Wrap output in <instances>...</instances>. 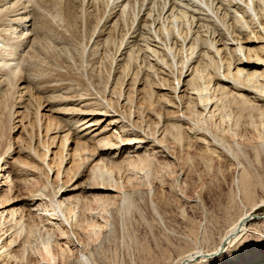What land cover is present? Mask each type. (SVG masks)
Here are the masks:
<instances>
[{
    "label": "rangeland",
    "instance_id": "rangeland-1",
    "mask_svg": "<svg viewBox=\"0 0 264 264\" xmlns=\"http://www.w3.org/2000/svg\"><path fill=\"white\" fill-rule=\"evenodd\" d=\"M110 1L93 0L97 16L84 14L86 20L80 9L81 0H28L29 18L23 32L26 45L17 60L10 62L18 74H0V79L6 80L4 84L0 80V180L3 177L5 182L0 189L5 201L15 203L10 207L22 214L27 211L29 199L40 193L48 204L66 186L73 189L76 182L94 183L88 169L77 178L76 168L53 180L52 171L42 165L41 159L49 138L56 136H69V150L74 143L86 144L90 151L88 161H101L102 170L111 172L110 183L118 190L115 195L82 189L73 192L67 217L75 230L74 240L57 246L56 240L63 236L61 230L36 221L40 226L39 231H33L34 242L26 245L22 258L17 257L13 264H43L47 260L46 246L55 257V264H85L87 258L89 264H177L195 253H216L231 226L249 210L255 216L243 235L226 241L220 255L196 258L191 264H264L263 119L247 109L246 113L244 109L238 112L235 104L228 101V106L226 101L227 108L224 103L221 113L213 115L215 118L190 108L192 111L186 112L189 124L180 126L181 134L175 128L163 134L164 126L176 122L161 105L150 103L151 96L155 101L161 93L155 89L158 80L146 77L148 64L134 78L133 85L130 76L120 70L124 61L120 63L123 55L119 54V40L124 38L121 32L126 35L129 28L116 33L118 37L110 35L109 29L99 38L93 37L98 13L105 14ZM130 1L129 8L133 3L139 7L141 2ZM158 2L159 6L163 3ZM129 8L123 16L129 18V23L125 20L128 27L136 24ZM138 31V27L130 30L136 36L143 34ZM135 35L130 40L127 37L125 43H151V39L140 42L141 37L136 41ZM112 37L117 40L114 45L109 44ZM3 62L0 57V66ZM125 92L130 93L133 105L121 99ZM101 111H108L110 116L118 113L124 128L111 127L97 137L107 128L104 120L110 118L102 117L105 113ZM90 113L99 114L88 118ZM240 113L241 119L235 123ZM220 114L229 118L222 116V121ZM87 118L97 125L92 129L94 133L88 134L92 131L84 129ZM231 118L233 121L229 122ZM193 123L210 137L206 144L192 136ZM47 129L49 138L45 135ZM114 131L118 134L116 139L108 142L106 137L111 138ZM154 136L162 138L164 153L160 146H150L152 139L147 144L139 143L140 138ZM211 138L218 139L226 149L212 146ZM101 140L106 141L100 143ZM124 194L131 202L123 209Z\"/></svg>",
    "mask_w": 264,
    "mask_h": 264
},
{
    "label": "bare ground",
    "instance_id": "bare-ground-1",
    "mask_svg": "<svg viewBox=\"0 0 264 264\" xmlns=\"http://www.w3.org/2000/svg\"><path fill=\"white\" fill-rule=\"evenodd\" d=\"M27 1L28 0H0V57L4 59L3 64L0 66V74L3 73L7 75V73H9L8 77L11 74L13 77L18 74L15 67H10L12 65L10 62L17 60L19 52L26 45L27 39L25 38L27 36L24 37L25 34L23 32L27 30L25 28L27 27L25 22L28 20H26V18L28 17L27 13L29 12L30 6ZM129 1H110L111 3L109 4L107 12L105 14L102 13V15L104 14L103 16L99 15L101 14L99 10V17H96L97 20L92 30V33H94L93 37L97 35V38H99L107 29H109L110 35H117L120 30L124 31L125 27L129 28L126 35L121 32L124 38H120L122 40L121 42L119 40V54L120 57L123 55L120 63L124 61L121 64L120 70L126 77L130 76L129 79L131 78L132 80L130 85H133L134 78L138 77L141 70L144 69V65H146V63L148 64V66H146L147 68H145L147 69L146 77L158 80L155 89L159 90L161 93L155 101L152 100L151 96L150 103L155 102V106L157 104L161 105L176 122L173 126H164L162 131L163 134L167 132V130L174 128V131L180 133V130H182L180 126H188L189 119L187 118L186 112L190 108H195L203 112V115L212 116L213 118L216 114H219V112L221 113L219 110L222 108L221 106L225 107L223 104L226 103V101H230L233 105L235 104L238 108V112L247 109L259 115V118L264 121V0H141L139 7L136 6L138 7L137 9L134 3V6L130 4L132 16L134 17L133 22L136 21V24L133 25L134 23H132V25L128 27L125 20L127 19L129 23V18L124 19L123 16L126 14L125 9L129 8L127 7ZM131 1L130 3H132ZM158 1H163V3L159 6ZM227 1L228 5L226 4ZM92 2L93 0H81L80 9L84 18L86 17L85 15L89 13L97 16L94 12L95 5ZM59 3H61L60 0ZM101 4H104V2L102 1ZM98 5L100 4H97V6ZM63 7L65 8V6ZM98 8L99 6L97 10ZM92 10L93 12H91ZM134 10H136L135 13ZM103 11L105 12L104 9ZM67 13L69 12L67 11ZM115 16H117V20L114 19V21L113 18H115ZM129 16L130 15H128V17ZM130 18L132 19V17ZM68 25H70V23ZM73 26L76 27L75 23ZM137 27L139 31H143V34L140 33L137 36L135 32L131 34L130 30L136 29ZM133 35H135L134 38H136V41L139 39L138 37H141L140 42H144V40L147 42V39H151V41H149L151 45L145 42V45L139 46L138 44L137 46H134V44L131 46V44L125 43L126 41L128 42L127 37H130V40ZM118 36L119 35L116 37ZM115 40H113L112 37L110 40L111 43L109 42V44L114 45L113 41L115 42ZM125 50L127 51L123 54ZM5 59L7 61H5ZM149 59L151 61H149ZM5 81L6 80L3 79L1 82L5 83ZM135 85H138V83H135ZM114 91L115 88L113 89V92ZM121 99H123L126 104H134L130 93H127L126 96L124 95ZM107 103L109 105L110 102L108 101ZM141 105L142 103L139 104V106ZM226 108H224L225 110L223 109L224 112H226ZM236 111L237 110H235V112ZM248 111L247 115H249ZM101 112L103 113L104 111ZM244 112L246 113V110ZM244 112L242 115H244ZM106 113L101 115L102 117H110L108 120H104V123H107L106 130L100 133V135L94 134V136L98 135L97 137H101V135L105 134L107 130H110L108 128L111 127H114V129L124 128L122 125L124 122L121 120L122 116L119 118V116H117L118 113L114 116L108 115V111H106ZM226 113L231 117V113H228V111ZM98 114L90 113L87 117L97 116ZM190 114L192 113L190 112ZM240 115L241 113L239 116ZM36 116L39 119L38 113ZM222 116L220 114V118ZM88 118L86 119L88 121L84 124V129L88 130V132L92 131L88 134L94 133L95 130L92 129L97 125L94 124L93 119L91 120ZM222 118H225V116ZM222 118L221 120L223 121ZM228 118L227 116L225 119ZM159 119H162V116H159ZM236 119H241V116L235 118V123L238 122ZM190 120L193 121V118L191 117ZM231 120L232 118L229 122ZM254 121L255 119H253L252 122ZM261 123L264 125L263 122ZM194 126L195 128L191 130V133H193L192 136H194L197 141L204 144L206 139L210 137L208 134L204 133L205 131L202 132L199 126L196 124H194ZM115 131L113 133H115ZM49 134L50 130L47 129L45 134L47 138H49ZM116 134L117 133L114 135L112 134L111 138L106 137V140L111 142L112 139H116ZM68 137L69 136H65L62 138L56 136L53 139L49 138V145L45 147L46 150L41 159L42 165L52 171L53 180H58L59 177L63 176V173L69 172L72 168H76V176L81 175L82 170L88 169V174L91 173L94 183L88 185L76 182L73 189L71 186H66L60 190L55 195V199L50 200L48 204L45 202L44 196L40 193L29 199V202H27L29 208L27 207V211L22 214L17 213L16 208L10 207L14 206L13 204L15 203L5 201L1 195L0 189V261H5V264H13L19 256L22 258L26 245H28L29 242L30 245L34 242L32 241L34 240L32 238L34 237L33 231H39L40 223L38 222H41V225H44L46 222L45 224L52 226V228L55 227L56 229L58 228L59 231L61 230L63 236L56 240L57 246L61 245L63 241L68 243L74 240L75 230L72 222L69 221L67 217V205L72 199L73 192L82 189L87 193L90 191L103 192L104 194L111 193L114 195L118 193V190L113 188L110 183L109 178L111 172H104L101 167L102 162H96L95 158H91V160L88 161L90 151L86 144L83 143L82 146L74 143V148L69 150L68 146L71 145L72 142H69ZM148 139L153 140L152 142L154 144H150L152 148L160 146L159 148L163 149L161 152H165L164 150L166 149H164L162 138L160 140L155 136L153 138H140L139 143L147 144ZM106 140H101L100 143ZM222 141L224 142L223 139ZM108 142L103 144L106 145L107 143L108 145ZM210 143H212V146L220 150L222 149L221 151H223L224 148L226 149L223 143L219 142L218 139L211 138ZM100 147L102 148V146ZM50 148H53V151ZM106 148L111 150V147ZM99 150L102 151V149ZM99 150L97 151L99 152ZM155 153H157V151H155ZM89 163L90 165H88ZM86 165H88V167ZM79 177L80 176H77V178ZM2 180L3 177L0 180V188L5 183L2 182ZM130 202L131 200H129V197L124 194L123 209L124 205ZM47 205H50L49 207L51 209H48V207H46ZM43 207L46 208L42 209ZM254 216L255 214L252 213V210L244 213L243 216L231 226L227 236L222 241L216 253L210 255L195 253L185 257L177 264H191L196 258L210 259L220 255V253H222L221 250H223L222 247L227 245L226 241L230 239L229 242L234 239L236 240V238L248 228V223ZM36 221L38 222L36 223ZM50 239L52 240V238H49L48 241ZM223 243L225 244L222 245ZM44 250L47 255V260L44 261L43 264H55V257L51 254L49 246H46ZM85 264H89L88 258L85 260Z\"/></svg>",
    "mask_w": 264,
    "mask_h": 264
}]
</instances>
